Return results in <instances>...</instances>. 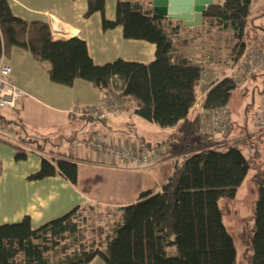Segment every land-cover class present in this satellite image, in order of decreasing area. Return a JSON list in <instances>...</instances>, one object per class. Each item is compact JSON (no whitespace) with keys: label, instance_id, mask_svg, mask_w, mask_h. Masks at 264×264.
Returning <instances> with one entry per match:
<instances>
[{"label":"trees","instance_id":"obj_1","mask_svg":"<svg viewBox=\"0 0 264 264\" xmlns=\"http://www.w3.org/2000/svg\"><path fill=\"white\" fill-rule=\"evenodd\" d=\"M253 2L224 0L203 12L202 27L212 24L217 31L234 33L233 62L245 53ZM96 12L102 16L104 30L122 27L126 40L154 44L155 60L141 64L118 59L96 65L86 41L78 37L55 40L48 23L16 17L9 0H0V59L15 49L27 51L46 64L52 82L65 87L80 80L108 94L113 84L121 82L122 95L133 104L137 116L161 128L177 127L176 155L183 147L194 152L176 163L161 192H143L136 203L120 208L105 251L95 240L81 236V225L87 226L89 221L85 211L93 208L84 206L38 229L32 227L30 217L0 225V264H90L97 257L105 264H264V168L254 176L258 198L253 205V224L246 221L239 235L244 246L239 262L234 239L224 223L227 209L220 203L235 197L248 175L249 159L236 147L227 151L206 147L204 141L213 138L200 134V116L189 117L198 101L203 67L174 55L173 36L181 27L128 0L118 1L115 20L106 17V0H88L86 16ZM238 86L232 78L215 82L202 108L229 105ZM15 148V159L25 160L27 150ZM55 176L76 185L78 163L66 156L44 157L40 170L28 180Z\"/></svg>","mask_w":264,"mask_h":264},{"label":"crops","instance_id":"obj_2","mask_svg":"<svg viewBox=\"0 0 264 264\" xmlns=\"http://www.w3.org/2000/svg\"><path fill=\"white\" fill-rule=\"evenodd\" d=\"M118 1L106 0L107 19L115 20ZM128 1L138 2L146 10H152L145 0ZM9 2L16 17L48 23L55 40L78 37L86 41L90 57L96 65L118 59L141 64L155 60L154 44L126 40L122 27L104 30L99 12L86 16L88 0ZM223 2L214 0L213 4ZM176 24L181 29L179 34L173 36L174 55H183L192 64L203 67V72L209 75L207 80L202 79L197 104L190 113L189 117L194 119L205 112L202 108V101L206 97L203 95L204 88L241 74L239 66L242 58L238 62L232 60L235 47L232 31H217L212 24L204 27L202 24L184 27L180 21H176ZM247 35L245 54L253 48L264 51L262 28L255 27L251 22ZM5 61L12 68L14 84L26 95L21 99L19 108H0L9 138L0 139V225L19 223L25 217H30L32 227L38 229L74 208L84 206L112 207L117 214L121 207L136 203L143 192H161L162 186L172 176L176 163L194 152L193 148L183 147L176 155L178 145L174 134L177 127L161 128L137 116L132 103L130 109L120 115L109 116L105 121L74 115L72 111L75 109L86 110L99 105L106 96L105 91L80 80L73 87L52 82L46 64L35 60L27 51L15 49L9 57H5ZM258 74H264V71ZM256 75H244V83ZM118 84L121 85V82ZM231 135L222 139L214 136L204 141L205 146L231 144ZM98 138L154 154L156 163L151 168H144L137 163H125L118 155L97 153L87 147L74 148L77 142ZM29 140L36 143L30 144ZM15 147L27 150L25 160L15 159ZM62 156L78 163L76 185L62 176L28 180L29 176L40 170L44 157L58 159Z\"/></svg>","mask_w":264,"mask_h":264},{"label":"rangeland","instance_id":"obj_3","mask_svg":"<svg viewBox=\"0 0 264 264\" xmlns=\"http://www.w3.org/2000/svg\"><path fill=\"white\" fill-rule=\"evenodd\" d=\"M255 27L264 30V0H255L251 10V20ZM254 30V29H253ZM264 90V74H257L240 84L229 102L232 112L233 133H229L231 144L222 145L219 150L227 151L233 147L239 148L249 159V172L243 184L233 198H223L221 207L224 212V223L232 235L238 250V261H242L244 246L240 233L244 223L253 224V205L258 198L254 176L259 169L264 168V134L257 128V117L262 105ZM1 110V109H0ZM222 139L225 137H217ZM8 140V139H7ZM88 208L89 221L82 227L81 236L87 241L95 240L97 245L106 250V244L113 235L116 214L112 207L96 205ZM91 211V212H90ZM93 264H105L101 258H96Z\"/></svg>","mask_w":264,"mask_h":264},{"label":"built area","instance_id":"obj_4","mask_svg":"<svg viewBox=\"0 0 264 264\" xmlns=\"http://www.w3.org/2000/svg\"><path fill=\"white\" fill-rule=\"evenodd\" d=\"M244 54L239 66L241 74L232 77L238 85L244 82V75L251 76L264 71V51L253 48L249 53ZM208 76L206 72H203V79L207 80ZM210 89V86H206L203 95L206 96ZM122 92V84H113L112 90L106 94L99 105L86 110L75 109L72 113L88 117L94 121H105L109 116L120 115L131 107V103L122 95ZM25 95V92L14 84L12 80V68L5 61V57H2L0 59V108H19L20 101ZM200 122L199 132L201 135L209 137L228 135L233 128L231 109L229 105H225L212 110H205ZM257 128L261 134H264V92L262 94L261 109L257 117ZM0 139H9L8 127L1 118ZM82 147L90 148L97 153L107 152L118 155L125 163H137L144 168H151L156 163V156L154 154H148L143 150H136L113 142L107 143L102 138L80 141L74 144L75 149Z\"/></svg>","mask_w":264,"mask_h":264},{"label":"water","instance_id":"obj_5","mask_svg":"<svg viewBox=\"0 0 264 264\" xmlns=\"http://www.w3.org/2000/svg\"><path fill=\"white\" fill-rule=\"evenodd\" d=\"M155 15L180 21L184 27L201 26L203 12L214 0H145Z\"/></svg>","mask_w":264,"mask_h":264}]
</instances>
